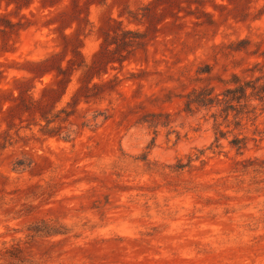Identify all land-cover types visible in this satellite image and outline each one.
<instances>
[{"label": "rangeland", "instance_id": "374dc122", "mask_svg": "<svg viewBox=\"0 0 264 264\" xmlns=\"http://www.w3.org/2000/svg\"><path fill=\"white\" fill-rule=\"evenodd\" d=\"M236 74L264 0H0V261L264 264V104L185 110Z\"/></svg>", "mask_w": 264, "mask_h": 264}, {"label": "trees", "instance_id": "16d2710c", "mask_svg": "<svg viewBox=\"0 0 264 264\" xmlns=\"http://www.w3.org/2000/svg\"><path fill=\"white\" fill-rule=\"evenodd\" d=\"M260 77L253 80H248L239 75H233L230 83L231 86L227 87L222 94H215L211 88L195 89L192 93L187 95L185 102V110L192 112L194 109H207L222 106L223 111L226 113V120L230 118V109L236 106H243L259 102L264 104V82ZM256 109V107H254ZM241 113L234 115V123L239 126V116ZM153 124L152 121H143ZM220 138H225V133L220 131ZM219 140V138L217 137ZM231 146L237 148L239 151L244 152L248 147V137L245 135H235L229 142Z\"/></svg>", "mask_w": 264, "mask_h": 264}, {"label": "clouds", "instance_id": "9594fccd", "mask_svg": "<svg viewBox=\"0 0 264 264\" xmlns=\"http://www.w3.org/2000/svg\"><path fill=\"white\" fill-rule=\"evenodd\" d=\"M0 264H4V262L3 261H0Z\"/></svg>", "mask_w": 264, "mask_h": 264}]
</instances>
